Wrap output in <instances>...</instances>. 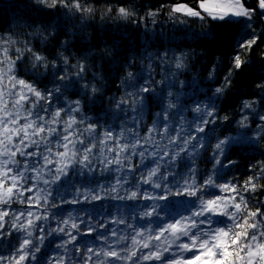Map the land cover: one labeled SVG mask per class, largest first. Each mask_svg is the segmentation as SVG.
Wrapping results in <instances>:
<instances>
[{"label": "snow or ice", "instance_id": "obj_1", "mask_svg": "<svg viewBox=\"0 0 264 264\" xmlns=\"http://www.w3.org/2000/svg\"><path fill=\"white\" fill-rule=\"evenodd\" d=\"M62 10L65 17L79 18L92 17L97 12L88 0H35L32 11L36 18L28 27L42 25L31 33L33 38L41 37L40 47H33L30 41L20 45L10 32L0 34V205H6L0 208V243L7 241L10 248L8 252L0 251V264L36 261L43 237L37 236L34 240L33 233L44 232L43 225L37 221L49 218L30 210L10 213L13 203L18 201L31 209L41 206L42 201L44 205L58 208L49 199L52 196L49 186L62 182L76 164L81 168L91 167L93 150L97 147L94 141H98L102 153L104 149L114 153L112 158L105 156L100 161L104 170L127 161V170L134 172L140 165L132 163L131 154L144 159L146 145L155 144L159 149L156 136L167 138L165 149L168 145L180 147L162 154L149 153L155 166L145 165L133 189L124 196L114 197L143 200L145 205L139 219L148 224L141 230L128 223L127 227L133 229L130 237L120 236L114 242L97 237L106 247L96 249L87 244L83 249L75 247L73 256L69 257L72 264H124L125 261L130 264H264V201L255 196L257 191L264 192V160L247 164L248 170L244 173L247 178L243 183L231 171H240V160L235 157L240 156L245 162L255 159L243 157L241 153L255 151L264 144V0H159L158 6H149L144 15L139 14L132 0H117L115 6L107 3L103 9L105 15L115 14L145 28L148 21L155 25L158 16L166 15L173 24L185 26L184 31L197 47L202 43L208 48L207 53L193 48L172 57L167 52L162 54V68L171 60L176 71L169 66L160 81L153 76L155 66L151 63V54L147 57V67L134 71L135 53L129 56L115 44L111 48L106 44H84L78 33L65 29L60 19ZM197 23L201 31H190ZM61 36L65 39L61 40ZM82 45L88 49L86 55L67 54L70 49L81 52ZM13 47L15 54L10 55ZM98 47L103 49L99 54L94 51ZM53 50L58 55L51 54ZM201 57L204 61L201 74L207 75L191 80L193 96L186 104L181 97L188 82L179 80V75L189 68L190 61ZM72 59L76 60L74 64ZM89 59L99 61L101 73L106 70L114 77L121 71L126 73L119 82L110 81L116 84L117 90L122 87L124 93L108 99L117 110L114 116L131 112L133 123H138L136 117L146 106L155 105L160 109L143 136L133 131L129 139L123 129L119 134L111 129L98 132L96 123L85 124V118L80 115L82 105L86 109L89 104L102 103L105 90L100 82L108 79L96 72L91 80L87 78L89 67H97L96 63L89 65ZM65 94L73 99L53 108L52 98L59 99ZM233 105L238 111L229 114L227 109ZM185 111L194 114L191 120L184 116ZM175 116H180L181 121L174 129ZM233 124L238 130L234 135H227ZM85 132L90 137L87 142L82 138ZM213 133H218L214 143ZM53 144L63 151H54ZM77 144L82 148H77ZM138 148L142 150L137 153ZM129 149L131 154L126 155ZM209 151L211 171L201 174L196 160L203 158L202 152L208 155ZM259 154L264 156V151ZM166 157L172 166L184 157L190 162L184 165L186 171L169 170L165 174L161 172L160 161ZM227 176L232 178L225 179ZM124 182L128 183L126 179ZM41 184L44 187L38 188ZM136 185H148L154 191L148 192ZM111 191H117L115 185ZM31 193L35 194L26 195ZM170 196L187 198L190 206L175 217H161L157 204L167 203ZM89 198L97 200L101 196L98 193L85 196V200ZM63 202L81 201L73 198ZM10 214L14 223L8 230L5 218ZM153 220L160 221L155 229L151 227ZM63 224L68 225L69 219L63 220ZM71 228L81 232L75 222ZM49 231L69 237L57 245L58 249L66 250L77 239L66 228ZM92 231L89 227L81 234L91 235ZM13 232L19 234L14 237L15 244ZM112 235L116 236L115 229ZM129 238L131 247L122 243ZM47 264H65V254L48 259Z\"/></svg>", "mask_w": 264, "mask_h": 264}, {"label": "trees", "instance_id": "obj_2", "mask_svg": "<svg viewBox=\"0 0 264 264\" xmlns=\"http://www.w3.org/2000/svg\"><path fill=\"white\" fill-rule=\"evenodd\" d=\"M96 9L97 12L94 16L88 18H79L78 16L65 17L63 15V10L61 11L60 19L64 23V27L69 32L78 33V35L83 39L84 44L95 43L99 46L108 45L109 48L115 44L121 51H126L129 56L133 53L136 55V62L134 71H138L141 68L147 67V57L151 54V63L155 66L153 71V76L156 81H160L164 75L165 70L170 66L172 71H176L174 63L169 60V65H166L162 68L160 57L165 52L168 53L169 57H172L174 54H178L180 51L190 52L193 48L197 52L207 53L208 48L205 47L202 43L200 47L196 46V42L192 41L189 38V33L184 31L183 25L173 24L171 20L168 19L166 15H160L156 18V24L153 25L151 21L147 22L146 28L143 24L140 26L133 25L124 19H120L115 14L105 15L103 9L106 7L107 3H111L113 6L117 4V0H88ZM191 2V0H189ZM132 4L135 5L140 15H144L149 6H158L159 0H132ZM35 7V0H0V34L8 35L9 32L12 34L13 38L19 42L20 45H23L25 42L30 41L33 47H40L39 41L41 37H35L31 33L38 27H42L41 24L36 23L32 24V27L29 28L28 25L32 23V19L36 18V13L32 11ZM55 14V10H53ZM103 17V18H102ZM83 25V27H81ZM147 29V30H146ZM190 31H201L199 24L192 26ZM70 38V37H69ZM61 40H64L65 37L61 36ZM103 50L102 47L94 49L97 54ZM88 52L87 47L82 45V51L77 53L75 49H70V56H84ZM10 55H14V47L10 49ZM51 54L58 55V51L53 50ZM49 55V53H45ZM141 57L145 59L142 61ZM258 58V57H257ZM76 60L72 59L71 63H75ZM203 58L195 61H190L189 68L181 72L179 75V80H185L188 82V86L183 89L184 95L181 99L187 104L190 97L193 96V89L191 88V80L193 78L202 79L203 76H206L207 73L203 72L201 74V64L203 63ZM89 65L96 63L97 67H89L87 73V78L91 80L93 72H96L98 75H105L108 77L107 80L100 82V86L105 90L104 100L102 103L97 102L95 104H89L86 109L82 105V111L80 115L85 118V124L87 123H96L97 131L111 129L114 134H119L123 129L124 134L129 139L132 138V132L139 133L140 136H143L147 128L151 127L153 120L156 118V113L160 109L155 106H146L142 114L136 117L138 123H133V113L129 112L125 115L123 112L119 113V117L114 116L113 113L117 110L113 105H110L108 102L109 97L116 96L117 98L122 96L123 88L117 90L116 84L110 83L112 79H116L117 82L123 79L126 73L121 71L118 77L110 75L106 70L104 72L99 71V61L93 62L91 59L88 61ZM194 64V67L191 66ZM51 87V85H49ZM160 87V85H157ZM43 88V85H41ZM180 90L179 83H177V91ZM231 95V93H230ZM71 95L65 94L60 96L59 99L55 97L52 98L53 108L59 107L61 104H67L68 101L72 100ZM238 101L236 105H238ZM233 105L229 107L227 111L231 114L234 111H238L237 106ZM188 107L191 105L188 104ZM9 107L11 105L9 104ZM75 115V114H74ZM194 114H190L185 111L184 116L191 120ZM223 115V113H221ZM66 118V117H65ZM239 119V115L235 117ZM181 121L180 116L174 117V122L172 127L175 129L176 125ZM23 121H21L22 123ZM62 127V126H61ZM75 127V126H74ZM59 130V129H58ZM83 126H81V131ZM237 129V125L233 124L232 129L226 133L227 135H234ZM187 134V133H184ZM96 133L93 134L95 136ZM218 133H213V143ZM86 142L90 139L88 133H84L82 137ZM159 141V149L155 144L146 145L147 152L144 159L138 154H131V150L127 154H131V159L133 164H138L140 167L134 171L129 172L127 170L128 162L125 161L122 166H116L115 164L110 165L108 170H104L103 165L100 163L105 156L112 158L114 153L108 152L106 149L101 152V147L97 143V147L93 150L92 160L93 164L91 167L85 166L80 167L79 164H76L73 168L69 169L70 175L62 178V182L51 184L49 187L52 191V196L49 198L53 200L58 208H53L51 205H44L41 201V206L28 208L27 205H21L18 201L13 203L10 208V213H15L17 211H32L35 215L41 217L47 215L49 218L47 220L40 219L37 221V224H42L45 231L38 232L34 231L32 239H36L37 236L43 237L42 242L40 243L41 251L37 253V260L32 262V264H47V260L51 259L54 256H57L60 253L65 254V264H72L69 260V257L73 256V250L75 247H80L81 249L84 246L90 245L93 248L99 249L101 247H106L105 243L97 239V237H103L108 242L116 241L117 237L125 236L130 237L133 232V229L128 228L127 224L131 223L136 228L144 230V227L148 224L146 220L139 219V214L141 209L144 208L145 202L143 200H128V199H119L114 198L118 196H124L127 192L133 189L135 181L139 179L141 172L145 171V165L155 166L153 164V159L149 153L162 154L163 151L167 150L172 152L175 149L180 147L179 144L176 146L168 145L167 149L164 148V145L167 143V138L160 139L159 136L155 137ZM124 141H121L123 143ZM43 147V146H42ZM77 148H82L81 145L77 144ZM54 151H63L62 148H58L53 144ZM142 149H137V153ZM264 151V144H261L255 151H244L241 153L243 157L255 159H248L247 162L240 159V156L235 157V159L240 160V171L236 172L235 169H232V173L239 179L241 183L247 178L244 173L247 172V164H255L260 160H264V156H261L259 153ZM183 155V154H182ZM211 152L209 151L208 155H203L198 157L196 160V165L199 168L201 174H206L211 171L212 165L209 163V157ZM32 163L33 161H29ZM190 161L187 157H184L176 166H172L168 161V158L161 160V172L167 174L169 170L173 173H179L181 171H186L184 165L188 164ZM42 163V161H41ZM51 179V175L48 176ZM231 176L225 177V179H231ZM127 180L128 183H125L124 180ZM172 177L169 176V180ZM120 181L118 184L117 181ZM113 185L116 186L117 191H111ZM39 187H44V185H39ZM136 187L146 190L148 192H153L148 185H136ZM78 190V191H77ZM92 193H98L101 196V199L85 200V196H89ZM35 193L26 194L34 195ZM256 199L264 201V192L257 191L255 194ZM63 200H72L73 198L81 201L77 204H68L64 203ZM151 203V202H149ZM190 206L187 198L170 196L167 203L165 201H159L157 204V212L161 217H175L180 213H183ZM6 207V205H0V208ZM6 224L5 227L8 230H11V225L14 223L11 219V214L9 217L5 218ZM69 219V224L64 225L63 220ZM123 219L125 223H116ZM75 222L79 225L81 232H76L71 228V223ZM160 223L159 220H153L151 227L153 229ZM58 227L66 228L67 231L72 232L73 235H76V241L68 244L67 249H58L57 245L61 244L64 241H67L69 237L64 233L50 232V229H57ZM91 227L93 229L91 235L81 234L86 232L87 229ZM116 230V236L112 235V230ZM19 235L18 233L13 232L12 243L15 244V236ZM122 243H126L131 247V239H126ZM10 248L8 247L7 241L0 243V251L8 252ZM126 254V253H125ZM191 255V253H187ZM79 259V257H76ZM130 264V263H129Z\"/></svg>", "mask_w": 264, "mask_h": 264}, {"label": "rangeland", "instance_id": "obj_3", "mask_svg": "<svg viewBox=\"0 0 264 264\" xmlns=\"http://www.w3.org/2000/svg\"><path fill=\"white\" fill-rule=\"evenodd\" d=\"M122 236H123V235H122ZM129 263H130V262H127V261L124 262V264H129ZM117 264H119V262H117Z\"/></svg>", "mask_w": 264, "mask_h": 264}]
</instances>
